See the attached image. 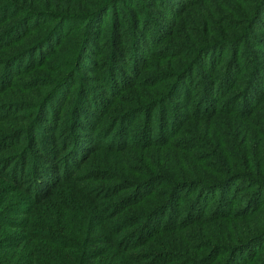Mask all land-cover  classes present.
Masks as SVG:
<instances>
[{
  "label": "trees",
  "instance_id": "16d2710c",
  "mask_svg": "<svg viewBox=\"0 0 264 264\" xmlns=\"http://www.w3.org/2000/svg\"><path fill=\"white\" fill-rule=\"evenodd\" d=\"M207 1L0 0V264H264V0Z\"/></svg>",
  "mask_w": 264,
  "mask_h": 264
},
{
  "label": "rangeland",
  "instance_id": "374dc122",
  "mask_svg": "<svg viewBox=\"0 0 264 264\" xmlns=\"http://www.w3.org/2000/svg\"><path fill=\"white\" fill-rule=\"evenodd\" d=\"M242 1V3H239L238 0H208L205 4L203 3L198 9H196L197 13H192L191 15L194 16L195 14H200L203 16V19L209 18L211 19V23H215L216 21L212 19L216 17L202 14L200 13V11L209 10L213 14L214 10L216 11L220 7L219 5H229L233 2H236L237 7L230 6L227 9L230 10L227 13V17L232 19L239 18L240 16H245L247 11L250 12L252 8L250 0ZM235 8L239 12H232V10H234ZM194 20L197 22L196 19ZM190 22L193 23V21ZM210 30L211 32H213V34L214 32H217L216 34L219 36H231L239 33V31L233 29L232 26L231 29H226L225 31L222 30L221 27H210ZM242 37L243 33L239 35V39H241ZM221 119L223 121L221 122V124L220 121H218V126L216 127V130H218L219 134L221 135V139L223 142L222 148L226 153L231 156V154L237 155L239 152L244 151V140L247 134H249L250 136V142L248 144L249 151L251 153H253V151L262 152V149H264V107L262 108V110L259 111V115L256 118L248 121L240 120L238 117L234 119L226 116H221ZM185 138H187L188 142H195V145L193 147L184 146L183 149V147L178 144L168 150H164L161 155L164 158V165L170 168L171 170H178L183 162L186 163L188 166H193L195 164L203 165V163L199 161L200 157L195 156V154H199L198 149H214L216 145V140L214 139V136H210V139L204 138L202 134L197 131L195 132L193 128H190L188 130ZM191 148L193 151H195V153L190 151Z\"/></svg>",
  "mask_w": 264,
  "mask_h": 264
}]
</instances>
